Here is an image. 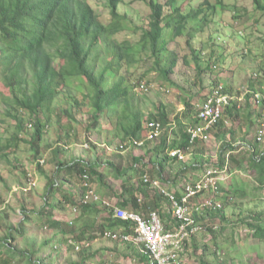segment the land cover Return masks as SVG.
<instances>
[{
	"label": "trees",
	"instance_id": "16d2710c",
	"mask_svg": "<svg viewBox=\"0 0 264 264\" xmlns=\"http://www.w3.org/2000/svg\"><path fill=\"white\" fill-rule=\"evenodd\" d=\"M105 1L109 14L107 22L100 20L99 14L87 0H0V162L8 161L9 154L22 143L27 144L32 157L37 158L41 154L47 127L54 123L62 126L64 119L74 121L75 109L81 106L91 109L87 130L105 132L107 144H111L115 137L122 143L131 139L141 140L144 123L150 120L162 123L160 140L139 156H132L129 162L131 166L125 164L121 154L124 146L114 155L115 160L102 156H96L93 160H56L53 175L57 174L61 181L58 184L53 175L46 178L43 205L34 216L47 217L43 224L58 231L60 238L57 241L54 238L45 240L36 247L38 249L33 242L28 249H17L12 240L24 234L22 223L28 221V216H33L28 211L14 229L18 235L11 232V226H4L5 234L0 237V247L6 254L0 253L2 264H11L16 256L28 264H46V259L37 255L39 247L43 248L49 243L55 249L56 243H67L66 236L73 231L74 225L65 219L64 214L78 206L82 198L80 190L77 194L68 183H80L86 176L102 197L119 198L116 200L119 206L145 214L152 207L147 202H140L139 197L150 190L154 191V188L151 182H143V177L162 179L167 168L176 162L168 152L191 146L186 129L188 125L198 123L196 115L206 95L199 105L185 102L184 107L176 113L175 120H170L163 105L158 107L156 115H145L139 102L135 101L134 91L137 88L145 91L139 87L142 83L150 85L149 80H143L148 70L172 84L169 78L180 58V39L182 49L188 51L183 56L184 62L191 60L200 75L204 71H213L211 62L203 65L193 41L210 27L218 9L225 8L226 0H183L179 5L178 0H142L149 13L146 28L142 25L134 27L140 31L134 42L128 39L117 42L114 39L117 33L125 29L129 19L118 11L122 0ZM251 1L256 10L264 13V0ZM238 33L243 34L242 31ZM209 38L217 43L213 41L214 37ZM172 43L174 46L171 48ZM146 58L150 67L137 75L136 82L126 77L134 64ZM123 65L126 66L125 71H122ZM253 76L244 92L227 79L222 81L215 78L210 81L208 93L221 86L222 93L232 96L219 119L209 129L216 135L221 150L217 163L208 166L199 161L202 157L194 156L191 167L200 171L225 169L229 185L223 187L227 182L218 181L215 192L211 191L210 196L220 201L221 206L206 208L196 217L202 221H198L203 228L200 232L204 234L201 235L202 239L196 241L194 235L185 242L186 246L190 242L188 254L195 258L196 264H234L232 259H218V262L211 259L222 254L219 250L224 245L223 236L232 234L233 237L242 225L247 227V233L252 238L264 243V200L251 206L240 201L247 198L253 202L264 199V147H260L264 137L258 140L256 132L257 124L264 123V89L260 88V81L255 83L256 73ZM73 88L81 95L75 97L70 94ZM61 103H64L63 106ZM239 117H243L248 126L253 125L255 131L246 138H238L232 145L228 137H234ZM229 121L232 127H225ZM61 140L58 137V142ZM197 143L200 142L194 144ZM148 144L150 141L146 140L144 146ZM60 148V145L55 146V158L60 154ZM36 166L40 170V163H36ZM179 170L183 173L181 167ZM239 171L248 172L250 176L244 179ZM252 179L253 184L249 183ZM112 182L116 183L115 188H112ZM160 197L164 201L155 191L153 199L158 198L157 204ZM157 207L159 205L154 210L158 211ZM58 208L61 215L55 217L54 212ZM100 208L103 207L99 204L80 205L78 220L86 215L94 218ZM224 209H228V214L223 213ZM92 222L89 219L85 225L79 226L76 239H81L83 231L94 229ZM105 222L97 227L102 236L107 230L133 234V226L126 220L113 217L110 211ZM206 236L208 239L204 241ZM122 243L131 245L129 242ZM87 258L81 259L79 264H83ZM137 258L147 261L145 255ZM117 261L115 259L110 264H118Z\"/></svg>",
	"mask_w": 264,
	"mask_h": 264
},
{
	"label": "rangeland",
	"instance_id": "374dc122",
	"mask_svg": "<svg viewBox=\"0 0 264 264\" xmlns=\"http://www.w3.org/2000/svg\"><path fill=\"white\" fill-rule=\"evenodd\" d=\"M182 1L178 0L177 4L179 5ZM87 2L99 14L101 21H108L109 14L105 0H87ZM118 11L121 14H125L129 21L125 24V29L117 33L114 39L117 42L125 39L131 42L136 41L140 31L135 30L134 27L141 25L145 27L149 13L147 5L142 0H122ZM234 14L236 18H234ZM239 31H242L243 34L240 35L238 33ZM209 36L216 38V40L213 38V41H217L218 44L213 43ZM179 43L178 53L180 58L174 72L169 78L172 84L157 78L155 72L148 70L143 80H149V87L145 91L138 90V88L134 91L135 101L139 102L145 111V115H151V113L156 115L158 107L163 105L169 114V119L175 120L176 113L184 107L185 102L189 101L193 105H199L201 99L208 94L211 79L217 78L222 81H224L223 79H227L232 84L235 83V88L239 90L241 87V91L244 92L245 87H248L249 80L256 73L257 79L255 83L260 81V83L264 84V13L256 10L251 0H226L225 8L218 9L210 27L206 28L202 35L194 39L193 45L200 52L201 62L203 65L211 62L213 64V71H204L202 75L198 74L191 60L187 62L183 61V56L188 51L182 49L183 42L181 39ZM173 46L174 43L170 45L171 48ZM210 53L212 56L209 58ZM147 62L149 63L147 58L141 59L140 62L134 64L129 69V72H127L129 76L126 75V77L132 78L136 82L137 75L150 67ZM54 64L56 66V63ZM125 69L126 66L123 65L122 71H125ZM84 89L82 88V90ZM70 94L75 97L81 95L74 88L70 91ZM63 104L61 103L62 106ZM90 114L91 109L89 106H81L75 109L74 121L64 119L62 126L54 123L50 127H47V132L44 135V142L41 147V154L37 158L34 159L28 145L22 143L15 152L9 154L8 161L0 162V237L5 234V224L11 226V232L14 235H18L17 231L14 232V229L18 227V224L26 216L28 211L33 214V216H28L27 222L22 223L21 228L25 229L24 234L22 236L18 235L15 240H12V244L17 249H28L31 242H33L36 248L45 240L49 241L54 238L57 241L60 238L58 231L47 228L43 224L47 221V217L34 216L43 205L46 178L53 175L56 168V160L61 162L71 158L93 160L96 156H102V158L109 157L111 160H115L114 155L120 151V147L124 146L121 154L124 156L125 164H130L131 166L132 163H129L131 156L143 153L160 140H147V124L150 120L144 123L145 128L143 129L141 138L144 140V143L147 140L150 141V144L142 148H135L130 144V141L122 143L118 137L112 138L111 144H107L105 132L101 133L97 129L94 131L87 130V124L89 123L87 119ZM238 121L239 124L235 127L234 137H228L231 144L237 142L238 138L250 136L255 131V127L253 125L248 126L243 117H239ZM229 125H232L230 121L225 124V127ZM58 137L63 140L58 142ZM56 145L62 147L57 158H55L53 153ZM260 147H264V142ZM194 149H198L197 156L203 158L199 161L207 163L208 166L218 162L221 147L220 142L217 141L216 135L213 132L210 133V139L207 142H200L190 146L188 152ZM36 163H40V170L37 168ZM249 172L253 171L250 170ZM56 175H53V179H57L56 181L59 184L61 178ZM164 175V180H173L167 172ZM240 176L247 179L250 175L248 172L244 173L241 171ZM29 177L32 178V185L29 184ZM220 178L222 179V177ZM147 179L150 181L158 180L156 177L150 178L149 176ZM224 180L227 183L223 187H228L229 181L227 175ZM249 183L253 184V179ZM68 184L78 194V185L81 186V182L78 183L77 181L76 183L71 182ZM111 186L115 188L117 185L112 182ZM148 192L151 194L154 193V191L153 193ZM206 196L208 195L205 194L200 197L199 201H202ZM260 200L264 199H257L253 202L247 198L246 200L242 199L240 201L251 206ZM22 208L25 209V212ZM167 208L171 212L169 205ZM79 212L75 214L72 213L71 209H68L64 214L65 219L72 221L74 225L73 231L66 236L67 243H62V245L56 243L55 249L50 247L49 243L43 248L41 246L39 247L37 255L44 257L46 264H79L84 257L88 258L83 264H110L115 259L121 262H118V264H134L130 256L134 255V252H129L130 249L126 243L119 242L121 246H111L114 241L104 238L101 234L102 232L97 229L99 225L106 224L105 219L107 220L109 215L106 208H100V212L94 218H89L86 215L78 220ZM228 212V209H224L223 211L225 214H228ZM59 215H61V212L58 208L54 212V216L59 217ZM200 215L199 213L194 214L195 217H199ZM89 219L93 221L92 226L94 229L83 231L80 235L81 239H76L77 231L80 230L79 226L85 225L86 220ZM198 221L202 222L201 220ZM173 223L174 219L171 224ZM247 232V227L245 228L242 225L233 237L232 234L230 236H223L224 240H222V243L224 245H221L219 250L222 254L219 256L215 255L211 261L218 262V259H224V261L232 259L234 264H242V261L246 264H264V243L257 242ZM201 235L203 236L204 234L199 233L195 235L196 241L202 239ZM71 236L73 239H70ZM207 239L208 237L206 236L204 241H207ZM190 247V242L187 246L185 245L186 250L181 254L180 264H196L195 258L188 254ZM108 249H114L111 250V255ZM0 253H3V255L6 254L2 247H0ZM49 258L50 260H47ZM11 264L28 263L24 259L16 256Z\"/></svg>",
	"mask_w": 264,
	"mask_h": 264
},
{
	"label": "built area",
	"instance_id": "2783aa9c",
	"mask_svg": "<svg viewBox=\"0 0 264 264\" xmlns=\"http://www.w3.org/2000/svg\"><path fill=\"white\" fill-rule=\"evenodd\" d=\"M139 87L141 89L148 88L143 83ZM231 99L232 96L222 93L221 86L215 87L206 95L204 101L199 105L196 115L198 123L188 125L186 129L189 133L191 146L196 141L207 142L210 139V127L219 119L224 107ZM256 127L258 128L256 130L257 138L262 140L264 137V123L257 124ZM147 128V140H158L162 132V123L151 120L148 122ZM130 144L135 148H141L145 143L142 139H131ZM188 149H172L168 152V155L170 158L182 161L185 159ZM225 173V169H204L194 181H187L182 185L179 196L175 191L169 190L165 184L157 180L151 182L158 193L164 196L171 205L174 217V223L171 225H166L156 210L150 209L145 214L133 212L119 206L116 202L119 198L102 197L86 176L81 182L82 198L78 206L73 207L72 213H78L80 205L99 204L106 208L108 212L110 211L113 217L126 220L133 226V234L131 235L121 230H107L103 233L104 238L116 242H129L139 246L141 253L147 257L146 264H180L181 253L185 250V242L203 230L194 214H200L201 210L206 208L215 209L221 206V202L210 196V192H215L218 181H226L224 180ZM31 179L28 178L30 185H32ZM143 181L148 182L147 177H144ZM205 194L208 196L199 201L200 196L202 197ZM69 223L71 224L72 221Z\"/></svg>",
	"mask_w": 264,
	"mask_h": 264
},
{
	"label": "crops",
	"instance_id": "0c3cea01",
	"mask_svg": "<svg viewBox=\"0 0 264 264\" xmlns=\"http://www.w3.org/2000/svg\"><path fill=\"white\" fill-rule=\"evenodd\" d=\"M260 88L264 89V84L263 83H261V87ZM194 148H196V147H194ZM197 152H198V149H194L191 152L187 151L185 161H183V162H173V164H171L167 168L166 172L168 173V175H170L173 178L172 181L164 180V176H165L164 174H163L162 179H158V178L157 179L162 181V182H168L171 185L170 189H172L175 192H177V195H180L181 194L180 189L182 188L183 183L189 181V179L195 180L197 178L198 174L200 173V170H195V169H193L191 167V165L193 164L192 163V159H193L194 156H197V154H196ZM140 154L141 153L134 154L133 157L139 156ZM189 159H191V161L188 162ZM180 167L183 170V173H181V171L179 170ZM155 191L156 190L154 189V193H155ZM150 192L153 193L152 190H150ZM154 193L151 194V193L148 192L147 194H145V196L141 194L140 197H139L140 202H147L152 207V209L150 208L151 210H154V207L156 205H159V208L157 207V210L159 211L163 222L166 225H171V222L173 221L174 217H173L172 211L170 212L169 209L167 208L168 205L171 208V205H170L169 201L162 196L164 201H162V199L160 197L159 198V202L160 203L157 204L158 198L154 201V199H153ZM115 242L116 241H114V243L111 246H114V245L115 246H119L120 245L119 242H117V243H115ZM129 249H130L129 252H131V253L134 252V255H135L134 258H133L134 264H146V262H143V261L139 260V258H137V257H141V256L143 257L139 246L131 243V245L129 246ZM108 250H109L108 252L111 255V252H112L111 250H114V249H108ZM117 254H115V255H117ZM136 255H138V256H136ZM118 256H120V255L118 254ZM130 256H133V255H130ZM117 262H120V261H117Z\"/></svg>",
	"mask_w": 264,
	"mask_h": 264
},
{
	"label": "clouds",
	"instance_id": "9594fccd",
	"mask_svg": "<svg viewBox=\"0 0 264 264\" xmlns=\"http://www.w3.org/2000/svg\"><path fill=\"white\" fill-rule=\"evenodd\" d=\"M146 86H148L149 87V85H146ZM194 145H196V144H194ZM176 162H177V160H176ZM178 162H180V161H178ZM182 162V161H181ZM201 172V171H200ZM200 174V173H199ZM144 178V177H143ZM143 180V179H142ZM142 180H140V181H142ZM153 181H155V180H152V181H149V179H148V182H153ZM157 181H159L160 183H162V184H165L166 186H167V188L169 189V190H171L172 191V189H170V184L168 183V182H162V181H160V180H157ZM189 181H194V180H189ZM144 182V181H143ZM90 183H91V181H90ZM184 183H186V182H184ZM183 183V184H184ZM92 184V183H91ZM152 184V183H151ZM67 186V185H66ZM92 186H94L93 184H92ZM76 187V186H75ZM95 187V186H94ZM96 188V187H95ZM156 191H157V189L155 188V187H153ZM78 189L80 190V192H81V194H82V188H81V186L80 185H78ZM97 190V189H96ZM174 191V190H173ZM158 192V191H157ZM176 194H177V192H176ZM162 196V195H161ZM179 196V195H178ZM164 197V196H163ZM201 197V196H200ZM110 198V197H109ZM165 198V197H164ZM166 199V198H165ZM196 200V199H195ZM170 210H171V208H170ZM202 212L200 213V214H202L203 213V211L204 210H201ZM159 212V211H158ZM160 214V213H159ZM197 214V213H196ZM195 214V215H196ZM112 231V230H111ZM113 231H115V230H113Z\"/></svg>",
	"mask_w": 264,
	"mask_h": 264
}]
</instances>
